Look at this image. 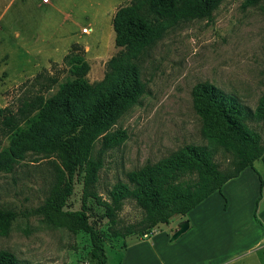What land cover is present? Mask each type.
I'll list each match as a JSON object with an SVG mask.
<instances>
[{"label":"rangeland","instance_id":"rangeland-1","mask_svg":"<svg viewBox=\"0 0 264 264\" xmlns=\"http://www.w3.org/2000/svg\"><path fill=\"white\" fill-rule=\"evenodd\" d=\"M116 1L115 8L129 0H0V107H13L20 95L41 90L48 77L56 83L43 94H51L69 76L64 56L70 53L87 62L89 83L101 80L107 60L122 51L100 18ZM263 9L264 0L250 5L246 0H221L210 18H187L180 11L158 23V36L130 60L145 91L112 127L123 129L126 138L102 152L94 184L101 199H107L113 183L126 182L127 171L186 144L206 147L220 169L231 166V156L202 136L190 91L195 83L207 82L254 108L264 91ZM82 11L98 12L95 26ZM249 125L264 134V123ZM7 146L8 138L0 136V155ZM97 149L94 142L92 151ZM52 162H59L55 153L44 156L25 148L9 171L0 170V207L16 213L7 233L0 235V249L13 253L19 264H93L87 233L52 226L33 213L53 182ZM252 165L264 180L260 160ZM225 189L226 196L215 192L192 208L190 227L174 239L170 229H176L180 215L139 238L135 233L112 235L103 207L92 197L86 198L85 213L102 240L105 264H259L264 239L258 223L264 213H254L255 218L252 214L257 184L241 176ZM81 197L78 174L63 209L78 210ZM141 216L132 200H124L115 213L116 227L136 223Z\"/></svg>","mask_w":264,"mask_h":264},{"label":"trees","instance_id":"trees-1","mask_svg":"<svg viewBox=\"0 0 264 264\" xmlns=\"http://www.w3.org/2000/svg\"><path fill=\"white\" fill-rule=\"evenodd\" d=\"M220 1L129 0L111 17L113 43L122 51L107 60L101 80L89 83L85 79L87 62L70 53L64 56L69 76L51 94H43L56 83L48 77L41 90L20 95L13 107H0V136L8 138L7 151L0 155V170L9 171L13 159H21L25 148L44 156L55 153L59 162L51 163L53 182L33 213L52 226L87 233L88 255L93 264H105L106 259L102 240L87 220V197L103 207L112 235L135 233L145 238L152 227L167 224L174 215L186 214L209 194L219 192L222 184L244 167L264 159V134L249 125L264 123V91L251 109L234 95L210 83L197 82L190 94L201 121V134L231 156V166L220 169L206 147L186 144L154 163L127 171L126 182L113 183L106 200L94 190L102 152L126 138L125 131L113 125L145 91L137 66L130 60L158 36L159 22L176 17L180 11L187 18H210ZM256 1L246 0V4ZM94 142L98 143L95 152ZM78 174L82 186L80 208L63 209L72 193L73 177ZM258 178L261 188L262 180ZM124 200H132L142 210V216L136 223L118 228L115 213ZM15 216L14 210L0 207V235L7 233ZM0 264L19 261L10 251L0 249Z\"/></svg>","mask_w":264,"mask_h":264},{"label":"crops","instance_id":"crops-1","mask_svg":"<svg viewBox=\"0 0 264 264\" xmlns=\"http://www.w3.org/2000/svg\"><path fill=\"white\" fill-rule=\"evenodd\" d=\"M119 2V1H118ZM116 5H117V1L114 2L113 4L109 3L104 9H103V12L101 13L100 15V18H102V20L104 21L105 23V29H106V32L109 34L110 36V39L113 41V36H114V33H113V30H112V27H111V23H110V20H111V17L114 13V11L116 10ZM119 7V6H118ZM82 15H84L88 21H89V24L92 25V26H95L96 25V22L98 21V17H99V14L97 11H94L93 13L92 12H89L87 13L86 11H82ZM80 32H81V28H80ZM91 38H96V36H92ZM88 39L90 38H87V39H84V40H81V41H75V42H83V41H89ZM257 160H260V162L262 163V166H263V169H264V159H257ZM255 161V160H254ZM241 176H244V177H249L251 179L254 180V182L257 184V194L255 195V197L253 198V204H252V214L258 212V213H264V180L261 178L259 172L255 171L253 169V165L250 167V166H246L244 167L239 173L237 176L235 177H232L230 179H228L227 181H225L221 188H220V191H214L212 192L211 194H209L206 198H204L202 201H200L198 204H196L195 206L201 204L202 202H205L207 198H209L210 196H213V194L215 192H217L220 196H222V193L226 196L227 195V191L225 189V187L239 179ZM262 180V185H261V188H260V184H259V178ZM205 200V201H204ZM194 206V207H195ZM193 207V208H194ZM191 210V209H190ZM189 210V211H190ZM188 211V212H189ZM188 212H186V214L180 216L181 218L177 220V223L181 220H188V227L187 229L190 227V223L189 222V219L187 218L188 217ZM264 219V218H263ZM259 226L261 228V231H260V235H261V239H264V221H259ZM175 227V226H174ZM173 231H175V228L173 229H170V232L172 233ZM142 240V239H140ZM120 248H124L125 249V246L124 244H122L121 246H119ZM258 256H259V264H264V252H259L258 253Z\"/></svg>","mask_w":264,"mask_h":264},{"label":"water","instance_id":"water-1","mask_svg":"<svg viewBox=\"0 0 264 264\" xmlns=\"http://www.w3.org/2000/svg\"><path fill=\"white\" fill-rule=\"evenodd\" d=\"M188 227V221L187 220H181L176 224L175 231L171 234L170 239L176 238L178 235H180L182 232H184Z\"/></svg>","mask_w":264,"mask_h":264}]
</instances>
